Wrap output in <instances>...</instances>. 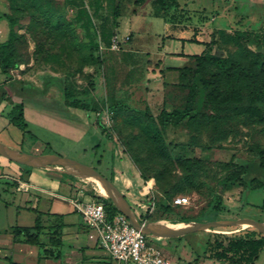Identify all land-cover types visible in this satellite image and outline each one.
I'll return each mask as SVG.
<instances>
[{"label":"rangeland","instance_id":"obj_1","mask_svg":"<svg viewBox=\"0 0 264 264\" xmlns=\"http://www.w3.org/2000/svg\"><path fill=\"white\" fill-rule=\"evenodd\" d=\"M120 1L119 27L114 35L117 47L104 50L91 48L74 20V8L63 0L9 1L7 12L16 20L15 66L10 69V76L2 74L0 81L10 80L11 86L23 96L28 131L10 125L8 131L0 132V140L23 151L58 153L94 166L124 196L141 221L186 223L189 221L178 217L200 213L202 218L197 222L221 219L264 222V188H254L255 183L243 173L234 177L242 164L256 160L253 146L264 151V68H258L253 53L221 36V30L264 32V0H178L177 5L167 10L153 0L139 5L134 0ZM194 33L198 40H211L210 45L185 40ZM160 48L185 53L186 58L167 54L163 59L166 64L193 66L191 55L207 49L231 55L246 68L245 78L219 79L222 95L231 94L237 99L238 107L227 111L217 128L206 120L191 126L163 127L158 119L151 120L144 114L146 105L156 115L162 107L181 108L184 104L182 88L174 83L171 84L174 87L162 92L157 84ZM217 70L208 64L205 75ZM173 76V72L166 73V79ZM203 98L204 90L199 87L193 112H210L203 108ZM5 99V105H0V116L8 117L12 102ZM70 99L97 104L95 111H79L89 121L82 127L83 133L71 134V127L62 122L69 118L63 101ZM111 103L117 107L111 108ZM97 117L121 140L124 149L121 157L112 155L114 143L96 125ZM0 159L16 165L1 156ZM42 168L65 172L63 167L55 165ZM79 178L73 188L84 195H100L91 179ZM147 184L151 185L150 189H146ZM0 192L5 194L1 189ZM179 194L187 195L190 202L163 211L160 204ZM217 194L223 210L215 213L211 205ZM148 198L156 202L157 207L152 211L146 209ZM54 202L60 207L71 203L68 197H55ZM146 213L149 217H144ZM32 215L30 209H25L18 222L29 223ZM243 229L264 234L255 225L222 224L181 234L152 232L151 237L172 264H211L208 260L193 261L197 255L202 260L203 253L212 251L206 244L207 238L213 239L217 233L235 234ZM217 262L231 264L214 263ZM255 264H264V247Z\"/></svg>","mask_w":264,"mask_h":264},{"label":"trees","instance_id":"obj_2","mask_svg":"<svg viewBox=\"0 0 264 264\" xmlns=\"http://www.w3.org/2000/svg\"><path fill=\"white\" fill-rule=\"evenodd\" d=\"M9 1L10 0H8V3L6 2L8 7ZM144 1L145 0H134V4L139 5ZM153 1L163 10H167L178 3V0ZM63 2L74 8V20L83 30L84 36L88 38L92 49H98L99 42L106 47L110 46L111 40L116 33L115 31L119 27L118 19L121 15L120 0H63ZM1 17L6 19L8 32L6 38L0 42V72L9 77L10 69L15 66L13 48L14 40L16 38V32L14 30L16 20L8 12L1 14ZM221 31V36H223L227 42H232L242 50L253 53L258 68H264V32L248 29H235L233 32L228 33L224 30ZM185 40L201 42L206 46H209L211 43V40H198L195 33L193 36L186 38ZM251 45L254 46L253 49L250 48ZM125 53L131 55L128 51ZM191 56L194 61L193 66L182 65L167 67L168 69L176 70L178 73L175 85L184 90L185 96L183 106L181 108L173 107L171 109L162 107L156 115H153L149 112V106L146 105L144 108V114L151 120H154L155 118L158 119L163 127L167 125L177 126L181 124L191 126L196 121L206 120L212 122L214 128H217L220 122L224 121L227 111L238 107L235 103L237 99H234L231 94L225 93L222 95L223 93L219 88L220 77L227 79L233 76H241L245 78L248 76V73L246 68L231 55H220L207 49H202L200 52L193 53ZM208 64L215 66L218 70L214 71L209 76H206L205 67ZM197 74L199 77H197ZM199 87L204 90L202 106L204 109L210 110L208 113L205 111L193 112V107L199 94ZM9 96L10 93L7 90H4L1 93L0 99H5ZM67 96H70V92L67 93ZM63 104L65 107H76L82 110L95 111L97 109L96 103L89 104L80 99L63 101ZM109 106L111 108L117 107V105L113 103ZM8 115L9 123L16 126L22 132L28 131L27 122L24 116L23 100L14 102ZM96 124L107 137L112 139L114 143L112 155L121 157L124 152L121 140L116 135L109 132L103 123L100 122L98 117L96 118ZM253 149L257 152L256 160L248 162L247 164H242V168L234 172V177L238 178L243 173L247 176L249 181L255 183L254 188H264V151L257 146H253ZM26 170H29V167H26ZM20 177H23L22 174ZM91 196L103 202L104 208L109 217L119 212L109 197L92 194ZM173 197L174 196H172L169 201L160 204L163 211L169 212L172 206H177L173 205ZM142 199H145V197ZM150 199L151 198H148L147 202H149ZM154 203L155 207H157L155 201ZM211 208L215 213L223 210L222 200L218 194L215 195V202L211 205ZM144 217H149V213L144 214ZM201 218L200 213H198L196 215H180L178 220L196 221ZM42 227L39 216L35 218L34 224L31 226H13L11 229L12 241H16L17 236L23 234L26 242L41 246L42 243L39 241V235ZM206 242L208 248H211L212 251L209 253H203L202 256L205 258H216L218 260L228 261L232 264H255L260 251L264 247V234L256 235L254 229H243L238 233L230 235L218 233L213 234V239L207 238ZM200 257V254L197 255L193 261L198 262ZM42 258L43 256H40L38 259L40 260Z\"/></svg>","mask_w":264,"mask_h":264},{"label":"crops","instance_id":"obj_3","mask_svg":"<svg viewBox=\"0 0 264 264\" xmlns=\"http://www.w3.org/2000/svg\"><path fill=\"white\" fill-rule=\"evenodd\" d=\"M6 12L7 4L4 0H0V42L6 38L8 32L6 19L1 17V14ZM172 53L186 58L183 51L167 52L160 48L158 52V56H160L158 57L159 62L156 67L158 71V73L156 72V81L162 92L167 91L169 87H174L171 84L177 82V71L167 67L182 66L163 62L165 56ZM168 72L174 73V76L170 79H166V73ZM2 74L0 72V77ZM166 81H169V84H166ZM4 90L10 93V98H6H9L12 104L24 100L23 96L21 97V93L11 86L10 80L0 81V98ZM6 102V99H0V105H5ZM12 104H10L8 113L12 108ZM64 110H66L69 118L64 119L62 122L71 127V134L83 133L84 130L81 129L89 121L85 114L79 112L81 109L69 106L65 107ZM24 116L26 119L25 106ZM70 118L77 125H74ZM0 123V132L8 131L11 127L10 125H12L9 123L8 117L3 116H0ZM8 136L10 137V134ZM18 138L20 137L18 136ZM13 140L17 142V139ZM0 142L11 149L36 154L10 146L4 141L0 140ZM0 156L16 164L5 163L0 159V189L5 192L3 195L0 192V264H116L105 250L98 245L97 241L88 236L89 228L85 225L81 215L74 209L73 205L70 203L68 207H60V204L54 202L55 197H61L62 199L68 197L70 199L79 195L80 192L73 188L74 185H77V181H80L78 176L67 172L54 173L44 170L42 167L29 166L13 161L2 154ZM26 167H29V170H26ZM21 174L23 177H20ZM7 194H9L8 197ZM39 206H41V209L38 208ZM25 209H30L33 215L29 217V223H19L18 218L22 216V211ZM37 216H39L40 224L43 226L39 235L41 246L26 242L23 234L18 235L16 241H12V227L31 226ZM40 256H43V258L39 260ZM199 259L200 262L208 260L211 264H215L214 262L216 261H225L205 257L202 260L201 258Z\"/></svg>","mask_w":264,"mask_h":264},{"label":"built area","instance_id":"obj_4","mask_svg":"<svg viewBox=\"0 0 264 264\" xmlns=\"http://www.w3.org/2000/svg\"><path fill=\"white\" fill-rule=\"evenodd\" d=\"M116 47L115 36L110 46L106 47L100 42L98 45L101 50ZM150 188L151 185L147 184L146 189ZM69 201L89 228L88 236L94 238L116 264H172L163 249L153 241L152 235L132 225L120 211L109 217L102 201L81 192ZM172 202L173 205H186L190 200L187 195L179 194L173 197ZM154 207V199H150L146 209L152 211ZM139 222L145 221L139 219Z\"/></svg>","mask_w":264,"mask_h":264},{"label":"water","instance_id":"obj_5","mask_svg":"<svg viewBox=\"0 0 264 264\" xmlns=\"http://www.w3.org/2000/svg\"><path fill=\"white\" fill-rule=\"evenodd\" d=\"M0 154L6 156L7 158L26 164L29 166L34 167H47L50 165L60 166L63 167L64 171L67 173L75 174L81 178H87V179H94L98 178L100 179L110 190H114L120 200L123 202L124 207L120 206L113 197H109L114 205L117 207V209L126 215L132 225H134L137 228H140L143 232L151 234L152 232H166L169 234H181L189 231L194 230H201V229H209L213 225H224V224H232V225H255L259 226L264 230V222L255 221L251 219H221V220H214L210 222H197L194 220H191L192 224L188 225H176L169 224L168 222L162 224L155 222H147L140 223L138 217L134 213L133 209L129 205V203L126 201L124 196L118 191V189L110 182L109 179H107L105 176H103L97 169L94 167L80 162L78 160H75L73 158L61 156L58 154H29L25 152H21L16 149H11L2 142H0Z\"/></svg>","mask_w":264,"mask_h":264},{"label":"bare ground","instance_id":"obj_6","mask_svg":"<svg viewBox=\"0 0 264 264\" xmlns=\"http://www.w3.org/2000/svg\"><path fill=\"white\" fill-rule=\"evenodd\" d=\"M58 167V166H57ZM95 189L96 191L102 195V196H108V197H113L114 200L122 207H124L123 202L120 200L118 194L114 191V190H110L100 179L98 178H94L92 179ZM168 221H158L157 223H166ZM188 224H192L191 221L186 222V223H181V222H177L176 225H188Z\"/></svg>","mask_w":264,"mask_h":264}]
</instances>
